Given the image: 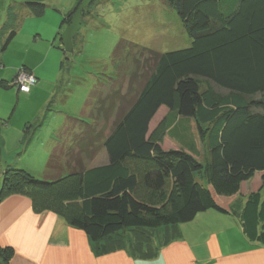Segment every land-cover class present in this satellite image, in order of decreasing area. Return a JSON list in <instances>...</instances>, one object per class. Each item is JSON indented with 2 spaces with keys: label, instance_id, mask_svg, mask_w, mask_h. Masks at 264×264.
<instances>
[{
  "label": "trees",
  "instance_id": "16d2710c",
  "mask_svg": "<svg viewBox=\"0 0 264 264\" xmlns=\"http://www.w3.org/2000/svg\"><path fill=\"white\" fill-rule=\"evenodd\" d=\"M162 1L175 11L189 48L133 57L109 79L106 92L98 83L95 122L79 121L70 146L53 150L44 181L7 167L0 187V202L11 195L28 198L35 212L58 215L92 243H102L100 255L121 249V233L129 231L131 251L152 260L156 230L167 233L163 247L179 224L198 214L228 213L216 199L235 196L256 173L264 190V0ZM22 5L38 17L47 7L43 0ZM15 35L12 30L0 52ZM161 108L170 113L164 130L173 127L171 137L182 149L165 151L149 139ZM184 119L195 124L202 161L184 138L186 124L178 127ZM101 150L107 161L87 166ZM132 162L141 171L130 168ZM241 222L247 238L264 245L259 191L247 197ZM11 256V248H0V264Z\"/></svg>",
  "mask_w": 264,
  "mask_h": 264
},
{
  "label": "rangeland",
  "instance_id": "374dc122",
  "mask_svg": "<svg viewBox=\"0 0 264 264\" xmlns=\"http://www.w3.org/2000/svg\"><path fill=\"white\" fill-rule=\"evenodd\" d=\"M25 1L35 0H0V51L11 31L16 34L0 52V80L7 77L11 81L18 70L36 67L45 83L30 102L17 105L12 124L21 119V114L41 110L39 120L44 127V136L51 130H59L63 134L57 148L71 144L72 132L77 131L79 121L93 125L92 112L102 91L99 84L105 87L106 92V84L112 83L109 79H116L129 60L138 57L142 51L168 53L185 50L191 44L175 11L162 0H94L81 18L73 39V53L65 54L60 49V38L73 18L74 10L83 0H43L47 7L39 17L24 8L22 4ZM64 19L66 23L62 22ZM5 25H13V29L7 30ZM13 90L15 87L12 85L11 91L15 94ZM1 94L5 95V106L0 111L7 116L16 100L2 91L0 99ZM165 113L162 110L152 122L149 139L165 151L175 147L182 149L171 137V131L168 133L163 128ZM178 124V127L186 124L184 138L199 149L200 157L194 156L202 161L204 151L195 124L189 119L180 120ZM185 131L179 132L180 135H185ZM105 161L106 154L101 150L87 166ZM128 165L134 170L142 169L141 164L132 162ZM202 222L207 221L196 218L190 222L191 228ZM190 224H179L175 233H171L173 240L180 239V232H186ZM163 233V229L154 232L158 245L162 242ZM121 235L129 240L132 238L129 231Z\"/></svg>",
  "mask_w": 264,
  "mask_h": 264
},
{
  "label": "crops",
  "instance_id": "0c3cea01",
  "mask_svg": "<svg viewBox=\"0 0 264 264\" xmlns=\"http://www.w3.org/2000/svg\"><path fill=\"white\" fill-rule=\"evenodd\" d=\"M26 69L36 78V84L29 94H21L16 89L13 90L14 94L12 87L7 90L0 87V91L16 100L6 116L1 112L5 106V95L1 94L0 187L7 167L19 168L32 177L43 179L48 174L46 166L49 157L61 144L63 137L59 130H51L44 136V127L39 120L41 110L32 114H21V119L17 118V125L12 124L17 105L30 102L45 83L36 67ZM14 77L11 81L7 77L2 78L0 83L10 86ZM53 90L55 93L54 88ZM162 110L166 112L163 119L170 114L165 108H161L154 119ZM172 128L167 130L168 133ZM258 191L263 197L260 173L243 182L235 196L216 199L228 213L212 210L198 214L195 219L200 217L207 222L197 223L193 228L188 223L189 231H181L180 239L173 240L170 234V243L163 247L153 241L152 248L157 249L158 254L152 260H146L138 254L136 256L126 238L121 249L100 255L98 248L102 243H92L82 231L69 227L65 219L58 215L48 211L35 212L28 198L11 195L0 202V248L12 249L9 264H264V245L249 240L241 222L247 197ZM166 235L164 232V236Z\"/></svg>",
  "mask_w": 264,
  "mask_h": 264
},
{
  "label": "water",
  "instance_id": "95a60500",
  "mask_svg": "<svg viewBox=\"0 0 264 264\" xmlns=\"http://www.w3.org/2000/svg\"><path fill=\"white\" fill-rule=\"evenodd\" d=\"M93 1L94 0L82 1L81 5L75 11L69 25L66 27L65 31L61 35L60 41H61L62 49L66 54L73 53V39L78 31L79 24L83 16V10H85Z\"/></svg>",
  "mask_w": 264,
  "mask_h": 264
},
{
  "label": "built area",
  "instance_id": "2783aa9c",
  "mask_svg": "<svg viewBox=\"0 0 264 264\" xmlns=\"http://www.w3.org/2000/svg\"><path fill=\"white\" fill-rule=\"evenodd\" d=\"M36 84V78L30 72L18 70L12 85L19 93L28 94L31 88Z\"/></svg>",
  "mask_w": 264,
  "mask_h": 264
},
{
  "label": "clouds",
  "instance_id": "9594fccd",
  "mask_svg": "<svg viewBox=\"0 0 264 264\" xmlns=\"http://www.w3.org/2000/svg\"><path fill=\"white\" fill-rule=\"evenodd\" d=\"M16 76V75H15ZM14 81V80H13ZM13 83V82H12ZM12 85V84H11Z\"/></svg>",
  "mask_w": 264,
  "mask_h": 264
}]
</instances>
